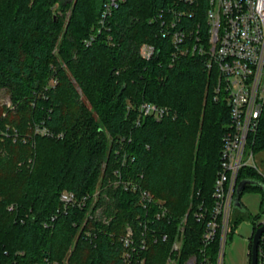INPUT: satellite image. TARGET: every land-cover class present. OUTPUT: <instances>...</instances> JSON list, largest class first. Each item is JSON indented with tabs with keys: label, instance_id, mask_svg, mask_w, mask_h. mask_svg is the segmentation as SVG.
<instances>
[{
	"label": "trees",
	"instance_id": "trees-1",
	"mask_svg": "<svg viewBox=\"0 0 264 264\" xmlns=\"http://www.w3.org/2000/svg\"><path fill=\"white\" fill-rule=\"evenodd\" d=\"M104 2L0 0V89L12 101L0 103V264H124L128 224L150 235L144 264H170L185 217L175 264L217 254V242L202 251L231 123L228 102L215 91L216 71L205 56L163 37V17L180 8L178 0H121L99 32ZM206 6L199 0L184 7L193 12L185 26L203 23ZM145 42L157 47L151 59L141 55ZM144 101L168 114L143 116ZM39 125L54 135L37 133ZM251 147L264 150V118ZM125 150L136 157L125 177L153 195L150 214L167 208L161 220L148 222L140 192L115 184ZM246 178L264 182L258 167H244L239 180ZM63 191L96 194L90 205L101 209L100 218L63 210ZM235 209L231 236L251 218ZM260 247L264 264V239Z\"/></svg>",
	"mask_w": 264,
	"mask_h": 264
},
{
	"label": "built area",
	"instance_id": "built-area-1",
	"mask_svg": "<svg viewBox=\"0 0 264 264\" xmlns=\"http://www.w3.org/2000/svg\"><path fill=\"white\" fill-rule=\"evenodd\" d=\"M120 1L105 0L99 32ZM198 1L178 0L180 8L170 7L173 14L167 19L163 17L160 31L163 37L173 42L175 49H192L194 53L205 56L207 69L210 72L215 70L217 74L215 91L223 93L230 107L231 123L223 136L220 168L214 184L215 202L209 217L205 220L206 226L202 237V251L217 242V254L212 257L207 253L201 263L192 255L184 263L225 264L227 244L232 238L231 222L235 214L234 200L240 183L239 175L244 167H257L250 162L251 159H255L251 145L264 118V0H206L203 23L198 21L190 30L183 20L193 12L184 7L195 5ZM93 39L94 35L87 40V44ZM156 54L155 44L145 42L141 45V55L144 58L151 59ZM140 112L143 116L162 119L168 114V108L144 101L140 105ZM36 132L41 135H54L53 131L41 125L36 127ZM58 135L62 136V133ZM135 159V156L125 150L121 161L122 167L116 168L114 172L117 176L115 184L140 192V202L147 210L148 222L161 220L166 215L167 208L158 206L159 212L150 214L153 212L155 198L148 190L142 189L131 176L124 175L123 169ZM92 199L94 203L97 195L78 197L73 191H63L60 195L63 210L85 209L90 218L98 219L101 209H92L90 205ZM197 216L199 220L206 218L203 212H199ZM185 220L186 217L179 225V232L172 243L168 257L170 264H175L176 254L181 250ZM261 224H264V221ZM144 225L149 226L148 223ZM149 236L144 232L136 233L130 224L127 225L126 235L122 239L126 247L123 254L124 264H144L143 253L148 248ZM160 237L166 241L169 235L164 233L160 234ZM263 239L264 234L260 243ZM260 253L259 245L258 264H263Z\"/></svg>",
	"mask_w": 264,
	"mask_h": 264
},
{
	"label": "rangeland",
	"instance_id": "rangeland-1",
	"mask_svg": "<svg viewBox=\"0 0 264 264\" xmlns=\"http://www.w3.org/2000/svg\"><path fill=\"white\" fill-rule=\"evenodd\" d=\"M0 103L12 105L10 94L0 89ZM250 164H255L264 177V150L255 153V159ZM241 201L250 213L251 218H245L238 222L236 230L227 244L225 264H249L250 242L254 232L255 222L264 221L263 201L264 195L260 190L248 187L241 194Z\"/></svg>",
	"mask_w": 264,
	"mask_h": 264
},
{
	"label": "water",
	"instance_id": "water-1",
	"mask_svg": "<svg viewBox=\"0 0 264 264\" xmlns=\"http://www.w3.org/2000/svg\"><path fill=\"white\" fill-rule=\"evenodd\" d=\"M248 186H256L264 191V182L261 180L252 179V178H246L241 180L237 188V195L234 200L235 207L239 208L240 210L244 209V205L241 201V193ZM263 234H264V224H261L253 233L250 264H258L259 262V245Z\"/></svg>",
	"mask_w": 264,
	"mask_h": 264
},
{
	"label": "crops",
	"instance_id": "crops-1",
	"mask_svg": "<svg viewBox=\"0 0 264 264\" xmlns=\"http://www.w3.org/2000/svg\"><path fill=\"white\" fill-rule=\"evenodd\" d=\"M236 208V207H235ZM244 208L246 209V207L244 206ZM235 211H237V209H235ZM249 264H250V262H249Z\"/></svg>",
	"mask_w": 264,
	"mask_h": 264
}]
</instances>
